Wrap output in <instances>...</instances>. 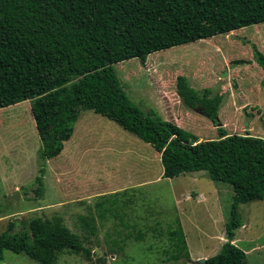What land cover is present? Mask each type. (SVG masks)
<instances>
[{
  "label": "rangeland",
  "instance_id": "1",
  "mask_svg": "<svg viewBox=\"0 0 264 264\" xmlns=\"http://www.w3.org/2000/svg\"><path fill=\"white\" fill-rule=\"evenodd\" d=\"M254 49L264 55V23L113 69L134 106L175 120L199 140L217 139L216 127L180 102L178 76L195 90L222 95L217 118L228 134L264 139V68ZM39 148L31 101L0 108V233L13 220L22 230L31 219L60 217L91 256L64 251L55 264H192L216 255L226 242L231 187L204 171L157 179L155 173L163 171L159 154L106 117L81 111L73 135L45 162L43 174ZM38 175L41 183L35 181ZM143 179L144 184L136 183ZM238 211L241 226L232 243L245 252L248 264H264V199L241 204ZM177 222L184 252L169 234ZM0 264L39 263L24 253L5 252Z\"/></svg>",
  "mask_w": 264,
  "mask_h": 264
},
{
  "label": "trees",
  "instance_id": "2",
  "mask_svg": "<svg viewBox=\"0 0 264 264\" xmlns=\"http://www.w3.org/2000/svg\"><path fill=\"white\" fill-rule=\"evenodd\" d=\"M261 23L264 0H0V108L31 101L41 174L71 138L80 112L90 110L149 144L159 154L163 178L204 171L229 185L226 242L204 264H248L232 241L241 226L239 205L264 199V139L228 134L217 118L222 95L195 90L178 76L180 102L216 127L217 139L199 140L134 106L113 65ZM253 57L264 68V55L254 49ZM19 223L11 221L0 233V260L5 252L24 253L39 264H55L64 251L90 259L60 217L31 219L22 230ZM176 224L169 234L184 252Z\"/></svg>",
  "mask_w": 264,
  "mask_h": 264
},
{
  "label": "crops",
  "instance_id": "3",
  "mask_svg": "<svg viewBox=\"0 0 264 264\" xmlns=\"http://www.w3.org/2000/svg\"><path fill=\"white\" fill-rule=\"evenodd\" d=\"M123 90H124V87H123ZM146 114H149V115H151V116H153V117H155V118H157L158 116H157V114L154 112V111H148V112H146ZM169 116H171V115H169ZM172 117V116H171ZM79 118V117H78ZM159 118V117H158ZM78 120V119H77ZM172 122H174V123H176L177 124V122L175 121V120H171ZM178 125V124H177ZM179 126V125H178ZM74 131V130H73ZM73 135V134H72ZM118 142V141H117ZM117 142L116 143H114V145L116 146V144H117ZM156 156H159V155H157L156 154ZM163 170V169H162ZM162 174H163V171L161 172V171H159V172H157V173H155V177L157 178V179H159L160 177L161 178H163L162 177ZM142 181H145V179H143V180H141V181H139V182H136V183H139V184H144V183H142ZM140 187V186H139ZM198 194V193H197ZM217 194H219V193H217ZM215 196H216V194H214ZM198 196V199L199 198H201V199H203L201 196H199V194L197 195ZM204 200V199H203ZM217 202V201H216Z\"/></svg>",
  "mask_w": 264,
  "mask_h": 264
},
{
  "label": "water",
  "instance_id": "4",
  "mask_svg": "<svg viewBox=\"0 0 264 264\" xmlns=\"http://www.w3.org/2000/svg\"><path fill=\"white\" fill-rule=\"evenodd\" d=\"M204 261L205 259H199V260L193 261L192 263L193 264H204Z\"/></svg>",
  "mask_w": 264,
  "mask_h": 264
}]
</instances>
